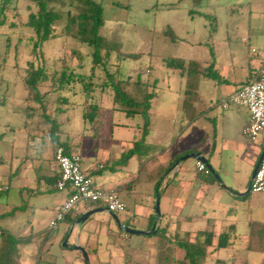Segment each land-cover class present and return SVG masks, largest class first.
<instances>
[{"label":"crops","instance_id":"1","mask_svg":"<svg viewBox=\"0 0 264 264\" xmlns=\"http://www.w3.org/2000/svg\"><path fill=\"white\" fill-rule=\"evenodd\" d=\"M212 2L215 7L219 6L218 8L224 12L233 15L236 14L237 8L249 7L252 10L254 6L253 0L227 1L226 3L217 0V4ZM175 4L179 3L176 1L170 3L171 6ZM199 9H183L190 21L201 20L194 28L195 33L187 30L189 34L196 37L193 41L188 39L189 36L185 39L177 37L175 26L171 21L169 23L172 36L175 39L178 38L180 40L178 42L183 44L184 54L176 58L190 63L192 68L183 73L170 69L168 72L170 74L162 79L164 83L168 81L167 90L163 89L160 95L157 93L160 92L161 80L155 78L148 83L150 90L155 94L150 111L152 125L150 135L146 138L143 147L139 148L142 149L140 152L127 157V154L135 149L136 143L141 140L143 120L139 115L128 116L124 108L115 103L112 94L102 93L100 98L99 94L96 97L95 103L101 104L102 108L93 123H88L84 119L83 110L82 117L86 123L83 131L86 133L89 130L94 131L93 144L88 149L87 155H84L86 133L75 132L73 129L75 123L69 115L77 105L85 104V98L80 90L79 93L83 99L78 103H74L68 95H63L65 92L62 94L68 99V103L62 106L63 115H66L67 120H62L63 115L59 118L62 126L58 134L70 153H81L83 171L93 177L97 185L107 191L116 190L122 200L135 202L133 212L129 211L131 217L137 220L143 218L152 226L153 213H155L157 222L155 227L164 228L162 229L164 237L174 238L178 235L182 239L189 237L193 241L203 231L212 232L216 237L231 233V238H235L236 241L233 246L226 249L235 251V254L231 259H218V264H233L234 261H237L236 264H250L251 254L264 257V233L263 236L258 234L264 224V204L255 197L251 198V195L256 193L242 196L239 195V190L245 178L248 179L246 188H249L252 182V174L264 151V136L254 144L249 143L243 134L250 119L249 110L238 105H231L224 109L222 102L241 86L253 81L264 66L262 50L264 31L261 28L257 29L253 35H247L249 36L247 39L246 33L249 28L246 29L244 25L232 22L224 25L227 32L224 33L220 25L221 18L218 15L213 13L215 15L213 17L211 12L208 13L205 10V7ZM177 10L180 11L181 8ZM213 21L216 27H213ZM228 29L233 32H229ZM234 38H238L239 42ZM190 46L195 48L197 57L191 53L187 54ZM255 48L257 53L252 52ZM161 101L163 103L158 104ZM105 112L110 114L111 118L109 120L107 118L108 126L106 124L105 132L102 133L105 127L102 125V116ZM70 123L72 125H69ZM38 124L39 127L42 125L39 122ZM46 135L50 136L48 131ZM30 139L32 141L33 137L30 136ZM39 139L40 137L35 140L38 142ZM30 143L23 145L25 153L22 152L19 156L9 155L12 159V164L8 166L10 172L3 173L2 176L6 179L10 177V181L15 178L23 182L31 180L28 173L32 171L34 165L29 162L30 153L28 152L33 149L37 151L40 144L30 145ZM41 147H45L44 142ZM55 151L56 148L52 144L50 153L47 152V155L38 153L37 156L33 155L35 157L31 156L37 170H40L39 173L35 171L38 177L36 183L39 186L37 194L46 195L42 206L37 208L41 211L32 222V228L39 232L49 228L50 222L56 215L55 209L65 203L68 195L67 192H59L56 187L60 178V169L55 158ZM191 154H200L208 160L216 173L212 174L216 176L215 180L197 171L198 160L195 159L194 169L186 165L189 159L183 161L182 158ZM1 162L5 163L3 156ZM14 162L17 164L14 165ZM15 167L17 169L14 171ZM163 170L167 171V176L163 180V184L167 183V187L161 199L160 196L158 197L161 203V214L157 215L155 200L158 199L156 197L160 191L155 176H161ZM145 171L147 175L144 181L142 176ZM0 184L7 186L8 192L12 187L11 183L4 181ZM142 184L156 190V196L152 191L145 203L139 204V189ZM26 188L35 194L34 188L24 185L21 193ZM173 200L174 204H172ZM237 201L242 205L240 212ZM97 206L95 208H105L102 204ZM138 206L141 207L139 211ZM84 210L88 212L91 209H87L86 206ZM14 214L10 211H1L0 223H8L10 215L14 216ZM73 218L69 217L67 220L73 222ZM134 218L131 220H136ZM77 222L75 220L73 223L74 229L80 228ZM161 222H165V226ZM175 223L178 224L175 225ZM0 231L9 233L17 239L24 238L3 227H0ZM134 236L137 235L128 237V240H133ZM155 238V240L151 238L154 244L150 252L156 254L158 252L156 247H162L163 243H160L157 237ZM0 243L1 247L2 240ZM142 245H144L143 242L141 247ZM250 245L255 250L249 249ZM219 250L222 249L210 248L205 264L208 259L210 260L209 253Z\"/></svg>","mask_w":264,"mask_h":264},{"label":"rangeland","instance_id":"2","mask_svg":"<svg viewBox=\"0 0 264 264\" xmlns=\"http://www.w3.org/2000/svg\"><path fill=\"white\" fill-rule=\"evenodd\" d=\"M97 1L102 3L104 7L105 24L101 30L102 47L114 50L115 52L121 51L124 54L143 55L141 60L125 61L121 66L119 77L127 85L129 93L137 92L136 81L138 80V74H142V79L146 83H149L155 78L161 80L158 95L163 93V89L167 90L168 81L166 80V83L162 81V79L167 77V74H170L168 73L170 72V68L166 62L169 60H177L176 57L178 55L184 54L182 52L183 44L178 42L180 40L177 37L185 39V37L189 36L188 39L193 41L196 37L188 32L195 33L194 28L201 21H190L187 15L184 14L183 9L185 8L200 10V7H205V10L208 13L211 12L213 17L218 15L221 18L220 25L223 27L222 32L224 33H227L224 25L232 22L238 25H244L246 29L247 27L249 28V31L246 33L247 39L249 38L247 35H253L257 29L261 28L264 31V0H253L254 6L252 10L249 7L245 9L237 8L235 15L224 12L218 8L219 6L215 7L212 5V1L217 4V0ZM173 1L179 4L171 6L170 3H173ZM218 1L226 3L227 1L234 2L238 0ZM2 3L3 1L0 0V6L3 5ZM58 6L60 8L62 7L60 4ZM179 7L181 8L180 11L177 10ZM37 11L38 7L31 0H13L5 13L6 23L3 27H0V137L3 138L0 140V182L2 183L4 181L5 183L12 184L9 192L6 191L0 195V212L10 211L15 213L14 216L10 215L11 217L8 219V223H0V227L17 233L15 235H22L24 237H18L19 239L28 240L27 244L19 247L21 264H86L82 253L76 249L78 245L84 247L88 252L90 264H156L155 253L150 252V248L154 244L153 240L156 239L155 236L137 235L134 236L133 240H128V237L132 235L124 232L118 226L117 222L106 213L93 215L80 228L74 229V222L67 220L68 218L56 230L47 228L39 232L35 231V228H32V222H34V219L41 211L37 208L42 206L46 195L37 194L39 189L36 183L38 177L35 174L37 167L31 156L35 157L38 153L43 156L47 155V152L50 153V148L53 144L51 137L46 135L49 128L41 115L43 112L42 107L33 102L32 99H28L26 84L27 71L35 61L31 51L35 40V33L28 27L29 15L31 12ZM2 16L0 12V19L3 18ZM170 21L176 28L175 34L177 39L171 34V29L169 28ZM65 26V22L58 23L55 34L59 38L50 40L44 46L43 51L46 59V67L51 72H62L66 67L74 72L90 76L93 72L92 50L88 46L80 44L71 36L67 38L64 35ZM213 27H216L215 22ZM250 29L251 33H249ZM228 31L230 32L232 30L228 29ZM234 39L239 42L238 38ZM194 49V47H188L189 52L187 54L189 55L191 53V55L197 57L198 54ZM255 50L257 51L256 48ZM262 50L264 51V46ZM74 51L81 53V60L77 56H72ZM116 70L117 67L109 68L112 74ZM98 76H102V79H96V83L102 84L104 81H107L102 68H99ZM128 79L130 81H127ZM49 86L50 84L45 85V88H42V92L49 91ZM79 88V86H76L75 89H71V91H67L63 95H68V98H71L74 103H78L83 99V96L79 93ZM110 94L113 97L111 89H108L107 95ZM63 95L61 97L62 99L65 98ZM57 96L55 93L50 94L48 97L49 102L54 104ZM100 97L101 94L99 95ZM161 103L163 101L158 104ZM54 110V106L49 107L50 114L54 113ZM83 110V106L77 105L72 110V113L69 114L71 120L75 123L73 129L77 133L82 132L86 126L82 117ZM107 118L109 120L111 117L110 114L105 112L102 116V125L105 126L102 133L105 132L106 124L108 126ZM63 119L67 120L66 115H63ZM38 122L42 124L40 127L38 126ZM69 125H72V123ZM83 133L85 134L86 132L83 131ZM30 136L33 137L32 141ZM93 136L94 131L90 130L84 136L86 147L84 155H87L88 149L92 147ZM38 137L40 139L37 142L35 139ZM29 142H31L30 145L35 143L40 144L37 151L34 149L29 152L27 151L30 153L29 162L34 165L32 167L33 172L29 171L28 173L31 176V180L23 182L19 178H15L12 181H10V177L6 179L2 175L3 173L7 174L10 172L8 166L12 164V159L9 158V155L19 156L21 155L20 153H25L26 151L23 145ZM43 142L45 143V147H41ZM8 150L9 153H7ZM2 156L5 158V163L1 162ZM16 164L14 162V165ZM195 164V159H189L186 165L194 169ZM16 169L17 167H15L14 171ZM37 172L39 173L40 170L38 169ZM146 175L147 173L145 171L142 180L145 181ZM166 176V170L162 171L161 176H155L159 184L160 199L162 193L166 191L167 183L163 184ZM247 180L246 178L244 179L243 185L239 190V195L247 191ZM0 185L5 186L4 184ZM23 185L28 188H34L35 194H32L27 188L21 193ZM152 191L156 196V190L154 191L151 187L142 184L139 189V204L145 203L148 195H151ZM251 196V198L255 197L261 200V203L264 204V193L252 194ZM122 201L127 204L128 208L125 212L117 214L120 220L128 228L150 232L153 229L150 222H146L143 218L137 220V218L130 216L129 211L133 212V204L135 202H129L125 199ZM151 202H153L152 198ZM172 202V204L175 203L174 200ZM237 203L240 212L242 211V205L238 201ZM97 204L101 206L100 203L89 206L95 209ZM137 208L138 211L141 209L140 206ZM172 209H174L173 206ZM163 210L165 211L164 204ZM241 214L243 213L241 212ZM153 215L154 221V219L156 220V215L155 213ZM130 217L136 220H131ZM161 223L165 226V222ZM177 224L175 223V225ZM158 239L160 243H164L163 233ZM142 242L144 245L141 247ZM156 248L158 249V246ZM234 254L235 251L228 249L211 251L209 253L210 260L208 259L207 264H218V259H231ZM178 256L176 258L177 260L179 259ZM262 262H264L263 256L258 257L257 254L250 255V264H261Z\"/></svg>","mask_w":264,"mask_h":264},{"label":"trees","instance_id":"3","mask_svg":"<svg viewBox=\"0 0 264 264\" xmlns=\"http://www.w3.org/2000/svg\"><path fill=\"white\" fill-rule=\"evenodd\" d=\"M2 1L3 5L0 6V12L3 18L0 19V27H3L6 23L5 13L13 0ZM31 1L36 4L38 11L30 13L28 22V27L35 33V40L31 49L35 61L31 64L30 69H28L26 78L28 99H32L33 102L41 105L43 110L42 117L49 128L48 134L52 138L56 151L58 148L63 147L68 154H71L70 151H68L67 145L61 142V137L58 134V130L62 126L59 118L64 113L62 106L68 103L67 98L62 99L61 97L64 92L71 91V89L73 90L76 86H79V90L85 98V104L83 105L84 119L88 123H93L98 118L102 108L101 104L95 103L96 97L98 94L102 95V93H107L108 89H111L115 103L120 104L128 116H141L143 120L141 126V140L136 143L135 149L130 151L127 157H131L136 152H140L142 149L139 148H141V146L143 147L146 138L151 132L152 122L150 111L152 109V100L155 94L150 90L149 84L142 79V74H138L137 76V92L134 91L129 93L127 85L121 80L119 74L121 66L125 61L141 60L143 55L124 54L121 51L115 52L114 50L102 47L101 30L105 24L104 7L102 3L97 0ZM59 4L62 5L61 8L58 6ZM60 22L66 23L64 35L67 38L71 36L75 38L77 42L88 46L92 50L93 72L90 76L74 72L66 67L62 72H51L47 69L43 49L47 42L59 38V36L55 34V31L57 29V24ZM72 56H77L80 60L82 58L81 53L77 51H74ZM166 63L171 70L180 71L182 73L192 68L190 67V63L179 59L169 60ZM110 67H117L114 74L109 71ZM99 68L103 69L107 78V81H104L102 84H98L95 81L96 79H102V76H98ZM127 81L130 80L128 79ZM47 84H50L48 87L50 90L43 93L42 88H45ZM52 93L58 95L54 104H51L48 99L49 95ZM50 106L55 107L54 113L50 114ZM2 139L3 138L0 137V140ZM208 176L215 180L216 176H213L212 172ZM158 196H160V194H158ZM88 208L91 210L94 209L87 205V209ZM82 215L83 214L76 216L70 215L68 219L69 217H74L73 222H75V220L78 221ZM156 225L157 222L154 219L151 227L153 228ZM155 230L153 236L157 238L159 236L161 237L164 231L160 229L159 226L155 227ZM263 233L264 224L258 234L263 236ZM164 235L165 234H163V237ZM230 235L231 233H227L216 237L212 232L203 231L200 232L193 241H191L189 237L187 239H182L178 235L174 238L165 236L163 246L159 247L158 252L155 254L156 264H205L210 248L218 250L233 246L236 240L235 238H231ZM0 238L2 240V246L0 247V264H20L19 247L27 244L28 240L17 239L9 233L4 232H1ZM249 249L255 250L251 245ZM178 253H181V258L178 256ZM177 256L179 258L178 260L176 259ZM236 262L237 261H234L233 264H236Z\"/></svg>","mask_w":264,"mask_h":264},{"label":"built area","instance_id":"4","mask_svg":"<svg viewBox=\"0 0 264 264\" xmlns=\"http://www.w3.org/2000/svg\"><path fill=\"white\" fill-rule=\"evenodd\" d=\"M253 53H257L255 49ZM231 105L247 108L250 119L244 128L246 140L254 144L264 136V66L259 70L256 78L241 86L234 94L222 102L224 109ZM55 158L60 169V179L56 185L59 192H67V200L56 209L55 218L50 222L49 228L56 230L68 216L86 213L87 205L101 203L110 213L118 214L127 210V205L122 201L116 190H105L97 185L93 177L83 171V158L81 153L68 154L63 147L57 149ZM197 171L209 175L211 170L207 165L198 160ZM7 186H0V194L8 191ZM251 192L264 193V153L256 177L251 182ZM1 234V231H0Z\"/></svg>","mask_w":264,"mask_h":264},{"label":"water","instance_id":"5","mask_svg":"<svg viewBox=\"0 0 264 264\" xmlns=\"http://www.w3.org/2000/svg\"><path fill=\"white\" fill-rule=\"evenodd\" d=\"M264 153V151H263ZM261 158L260 157V160L259 162L257 163L256 165V168L252 174V181L253 179L256 177L257 175V172L259 170V165H260V161H261ZM187 159H196V160H200L202 162H204L207 167L211 170L212 174H216L213 167L211 166V164L208 162V160L204 157H202L200 154H191V155H187L185 157L182 158V160H187ZM251 193V184L247 190L246 193L244 194H240V195H248ZM97 213H107L110 217H112L118 224V226L123 229L125 232H127L128 234H131V235H142V236H148V235H152L155 233V227L150 231V232H145V231H138V230H135V229H131V228H128L125 224L122 223V221L120 220V218L117 216V214H114V213H110L108 212V210L106 208H95V209H92L88 212H86L85 214H83L79 219H78V224L79 226H83L88 220H90V218L97 214ZM156 214L157 215H160L161 214V210H160V199L158 198L157 199V203H156ZM77 250H79L83 257H84V261L86 264H90V260H89V255H88V252L86 251V249L80 245H78L76 247Z\"/></svg>","mask_w":264,"mask_h":264},{"label":"bare ground","instance_id":"6","mask_svg":"<svg viewBox=\"0 0 264 264\" xmlns=\"http://www.w3.org/2000/svg\"><path fill=\"white\" fill-rule=\"evenodd\" d=\"M261 157H262V155H261Z\"/></svg>","mask_w":264,"mask_h":264}]
</instances>
